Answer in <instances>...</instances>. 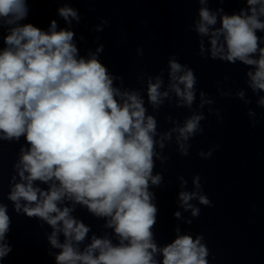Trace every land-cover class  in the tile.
Returning <instances> with one entry per match:
<instances>
[{"label": "clouds", "instance_id": "1", "mask_svg": "<svg viewBox=\"0 0 264 264\" xmlns=\"http://www.w3.org/2000/svg\"><path fill=\"white\" fill-rule=\"evenodd\" d=\"M247 4L248 12L223 15L221 27L211 33L209 26L217 23V15L201 8L196 31L201 36L210 34L211 58L254 66L255 71L247 73L249 86L262 92L264 48L258 47L256 32L264 31V0H247ZM58 11L68 23L69 18L79 20L71 7ZM28 12V0H0V28L8 29L3 38L6 47L0 51V138L24 136L30 145L27 151L21 149L17 166L24 182L15 184L9 196L16 210L20 211L23 200V211L29 217H39L52 227L49 242L61 249L57 264H161L155 258L157 252L162 254V264H209L203 236L178 235L172 243L157 248L151 231L157 207L149 191L150 183L158 186L162 181L161 175L152 174L157 144L163 148V139L170 140L176 132L181 154L187 155V142L203 131L200 122L205 117L193 114L158 142L156 120L146 115L141 95L114 87L115 78L98 59L103 45L88 58L81 57L73 31L57 30L55 20L48 31L32 23L21 24ZM257 52L259 58L255 59ZM169 69L171 91L191 107L196 85L193 70L175 59L169 60ZM162 83L160 77L148 81L147 96L153 107L169 95L160 91ZM238 95L243 98L244 93ZM258 104L264 106V97ZM211 155L209 151L207 156ZM37 180L51 182L49 189L34 187ZM193 184L201 188L199 176ZM194 198L212 206L199 192H180L181 206L191 209L193 216L200 214L189 203ZM65 199L86 205L96 216L109 217L108 227L114 228L119 243L94 236L79 251L76 244L85 239L89 228L70 215V207L58 206ZM175 216L179 218L181 213ZM9 225L6 206L0 205V259L11 251L3 242ZM61 232L63 244L58 240Z\"/></svg>", "mask_w": 264, "mask_h": 264}]
</instances>
